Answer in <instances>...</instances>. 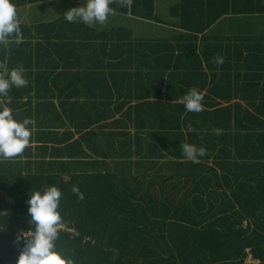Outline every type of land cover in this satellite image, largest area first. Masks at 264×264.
Listing matches in <instances>:
<instances>
[{"label":"trees","instance_id":"obj_1","mask_svg":"<svg viewBox=\"0 0 264 264\" xmlns=\"http://www.w3.org/2000/svg\"><path fill=\"white\" fill-rule=\"evenodd\" d=\"M40 1L45 0H14L16 7ZM137 1L132 0V3L138 16L154 18L153 8L145 12ZM174 1L172 17L180 20L178 28L184 31L183 37L189 39L205 35L229 16L264 14V0ZM144 3L154 4V0ZM132 47L138 50V56L129 60L137 64L139 70L137 76L126 79L132 91L125 92L122 84H116L125 79L113 78L117 92L107 88L87 92L82 110L80 102L71 100L76 93L70 94L65 103L79 107L78 112L75 107L70 115L72 124L64 126L68 128V137L72 135L69 127L75 126L82 132L89 123L78 122L79 117L92 118L98 112L104 114L99 119L108 120L114 111L115 98L123 99V103L116 105L114 115L123 113V119L133 123L138 141H146L145 156L134 158L135 151L131 149L119 153L127 156L124 158L85 160L83 165L96 168L94 173L74 170L83 161L73 159V163H68L71 159L64 160L73 146L60 148L63 157L56 159V164L49 169L43 164L38 169H32V164L26 165V169L31 168L28 173L23 172L22 161L1 157L0 264H17L23 245L17 243L16 237L32 227L26 201L32 190H44L51 184L62 192L60 225L66 226V230H58L56 248L73 264H246L250 255L264 264V92L258 95L253 90L248 92L246 87L240 94L212 93L204 99L214 100L208 103L216 105L214 109L203 107L198 113L186 111L179 101L187 93L174 92L169 86L164 92V77L171 66L163 68L160 74L154 73L156 66H152V72L146 73L144 59L151 64L153 52L142 57L141 45ZM219 47L211 45L210 52L217 54ZM235 47L236 44H228L231 50ZM3 48L0 43V53ZM248 52L244 67L252 70L259 60L263 64L259 52H264L260 48L252 46ZM171 53L172 56L157 61L165 62V66L171 64L176 51ZM239 54H244L242 48ZM196 56L199 57L181 51L177 61L184 64L188 57ZM178 68L173 77H179ZM247 69L243 74L246 79L250 77ZM91 80L94 84L103 83L99 86L109 85L106 78ZM134 83L135 86L146 85L147 92H142L140 101L126 111L134 99ZM234 98H241L247 106L241 102L221 105ZM172 99L177 102L172 103ZM121 123L118 120L110 126ZM95 135V130L87 131L76 142L77 148L84 139L92 142ZM129 135L130 132L114 133V137ZM105 141L108 143L110 139ZM235 142L234 155L229 150ZM182 144L203 147L206 154L199 158V163H193L185 157ZM90 147L94 152L101 149L94 144ZM114 147L118 153L115 142ZM218 147L220 150L216 151ZM73 186L84 193L83 200L73 193ZM68 230H76V233Z\"/></svg>","mask_w":264,"mask_h":264},{"label":"crops","instance_id":"obj_2","mask_svg":"<svg viewBox=\"0 0 264 264\" xmlns=\"http://www.w3.org/2000/svg\"><path fill=\"white\" fill-rule=\"evenodd\" d=\"M145 1L137 2L143 6L145 12L153 8L154 18L151 20L138 16L139 12L134 11L132 0L128 4H123L122 0H113L110 5L113 11L106 21L103 24L95 22L91 25L82 21L70 23L64 17L66 11L83 5L85 0H45L16 7L22 40L16 43L15 34H13L7 38V44L2 43L4 48L3 53H0V75L5 76L13 69H22L27 84L19 88L11 86L7 96L0 95L2 104L0 108H10L14 118L18 120L28 118L34 121L29 146L15 157L18 161H22L24 173L31 170V168L26 169L25 166L28 164L34 165L32 169H38L37 167L42 164L49 169L50 165L56 164V159L59 161L63 157L60 148L66 149L70 146L73 148L64 160L71 159L68 163H73V159L83 161L76 165L77 169L74 168L78 173L95 172L96 168L92 169L83 165L86 164L85 160L94 161L98 157L124 158L127 156H121L119 153L131 149L135 151L134 158L145 156L146 141H138L133 123L124 120L123 113L115 112L114 115L116 105L123 103V99L115 98L114 111L111 112L112 116L108 120L99 119L104 114L99 115L98 112L92 118L79 117L78 122L89 123L87 130L79 132L77 127H69L72 135L68 137V128L64 126L72 124L70 115L73 114L75 107L78 112L79 107L65 103L70 94L76 93L71 100L80 102L82 104L80 110H82L87 102V92H94L93 90L100 92L106 88L108 91L117 92L116 84H122L121 88L125 92L132 91L126 79L137 76L139 71L137 64L129 60L131 57L134 60V57L138 56V50H134L132 45H141L142 57L153 52L151 58L154 60L151 64L149 60L143 58L146 65L144 72H152L151 67L156 66L153 72L160 74L163 68L171 66L164 77V92L167 91V86L174 92L182 93H188L195 88L205 97L211 96L212 93L226 94V91L240 94L246 87L248 92L253 90V93H259L258 95L264 92V53L259 52L263 58V64L259 60L252 70L244 67L250 47L260 48V51L264 52V14L263 16L248 14L243 17H226L205 35H199L198 39H189L183 37L184 31L178 28L180 20L172 17L171 13L166 20L159 17L163 7L168 6L171 12L175 4L174 0H154V4L149 3V5H145ZM230 42L232 45L236 44L232 50L228 48ZM145 45L148 46L144 47ZM211 45L220 46V49L216 51L217 54L215 51L210 52ZM241 48L243 55L239 54ZM173 50L176 54L171 64L165 66V62L157 61V59L172 56V53H169ZM182 50L185 55L189 52L199 57H188L184 64L182 62L179 64L178 55ZM217 57L223 58L222 64L214 62ZM174 67L179 69V77L176 75L173 77L177 69ZM246 69L250 74L247 79L243 75ZM197 71H200L198 75L195 74ZM95 77L106 78L108 87L99 86L103 84L99 82L94 84L91 78ZM113 78L125 80L113 85L111 81ZM250 81L252 84L249 83ZM90 83L91 86H89ZM156 85L158 86L157 82ZM133 87V103L128 105L126 111L131 105L140 101L139 95L142 92H147L146 85L135 86L134 83ZM170 101L177 102L173 99ZM212 101L214 100L203 99L202 104L205 110L214 109L216 105L208 104ZM234 102H241L246 106L248 104L241 98H234L223 101L221 105L227 106ZM118 120L122 123L118 126H110ZM103 126L105 127L102 128ZM93 130L96 135L92 142L84 139L77 148L76 142L81 140L87 131ZM125 132H130L131 135L114 137V133ZM106 139L110 141L107 143ZM147 140L151 141L148 138ZM114 142L118 153L115 152ZM90 144L101 149L94 152ZM153 144L163 150L157 142ZM235 145L236 142L230 146L229 150L234 155L236 154ZM219 150V147L216 148V151ZM115 154H117L116 157ZM227 154L229 155L228 152ZM56 156L58 158H55ZM110 165L113 166V163L110 162ZM114 170L115 167L112 168V171Z\"/></svg>","mask_w":264,"mask_h":264},{"label":"clouds","instance_id":"obj_3","mask_svg":"<svg viewBox=\"0 0 264 264\" xmlns=\"http://www.w3.org/2000/svg\"><path fill=\"white\" fill-rule=\"evenodd\" d=\"M112 3L113 0H85L83 5L66 11L64 17L70 23L82 21L89 25L95 22L103 24L113 11L110 7ZM122 3H130V0H122ZM13 34L15 42L20 43L22 36L15 2L0 0V43L7 44V38ZM214 62L222 64L223 58L217 57ZM26 84L23 70L13 69L5 76H0V95L7 96L11 86L19 88ZM203 99V94L193 88L182 97L181 102L186 111L198 113L203 110ZM32 127L34 121L28 118L18 120L10 108H0V157L11 159L23 153L30 144ZM215 131L219 134L218 129ZM181 147L185 157L193 163H199V158L206 154L205 148L193 144H182ZM72 191L78 199H84V193L78 186H73ZM61 198L62 192L55 184L44 190L30 192L26 202L32 227L16 237L17 243L23 245L17 264H73L69 257L56 248L58 230H61L58 229L62 220L59 210Z\"/></svg>","mask_w":264,"mask_h":264},{"label":"rangeland","instance_id":"obj_4","mask_svg":"<svg viewBox=\"0 0 264 264\" xmlns=\"http://www.w3.org/2000/svg\"><path fill=\"white\" fill-rule=\"evenodd\" d=\"M161 10L163 12L161 11L159 13V17H163L166 20L168 18L169 14L171 13L170 10H168V6L161 8ZM183 50H182V52H183ZM179 64H181V62H179ZM9 202H10V199H9ZM58 229L66 230V226L62 224V225L59 226ZM68 231L71 232V233H76V230H68Z\"/></svg>","mask_w":264,"mask_h":264},{"label":"built area","instance_id":"obj_5","mask_svg":"<svg viewBox=\"0 0 264 264\" xmlns=\"http://www.w3.org/2000/svg\"><path fill=\"white\" fill-rule=\"evenodd\" d=\"M246 264H261V261L255 258L253 255H250L246 259Z\"/></svg>","mask_w":264,"mask_h":264}]
</instances>
